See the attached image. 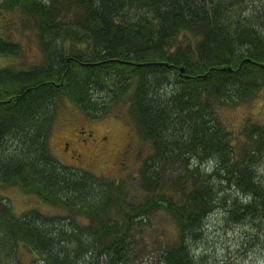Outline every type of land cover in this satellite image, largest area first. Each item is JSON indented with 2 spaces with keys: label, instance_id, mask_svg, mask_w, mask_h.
<instances>
[{
  "label": "trees",
  "instance_id": "obj_1",
  "mask_svg": "<svg viewBox=\"0 0 264 264\" xmlns=\"http://www.w3.org/2000/svg\"><path fill=\"white\" fill-rule=\"evenodd\" d=\"M254 1L255 9L249 0L1 2V9L32 20L44 60L31 68L0 67V189L18 187L86 217L90 228L82 230L92 239L88 246L50 218L35 211L18 218L6 207L0 250L24 245L48 254V264H71V252L54 256L66 241L81 245L74 251L82 262V252L100 248L98 264H130L132 235L162 210L178 229L163 264H196L194 241L218 209L235 206L236 223L264 227V182L251 167L264 154V130L252 129L251 142L238 152L217 113L264 90V0ZM187 34L197 38L194 46L182 44ZM20 50L0 37V57H18ZM61 100L93 119L129 104L142 138L154 147L144 202L130 205L121 182L96 181L57 162L50 139ZM223 186L237 189L242 200L227 206Z\"/></svg>",
  "mask_w": 264,
  "mask_h": 264
},
{
  "label": "rangeland",
  "instance_id": "obj_2",
  "mask_svg": "<svg viewBox=\"0 0 264 264\" xmlns=\"http://www.w3.org/2000/svg\"><path fill=\"white\" fill-rule=\"evenodd\" d=\"M3 1L0 0V3ZM249 5L255 9L258 1L249 0ZM0 37L18 44L21 49L18 57H0V67L13 65L31 68L43 63L42 46L32 20L17 11L0 8ZM181 37L182 44L194 46L197 43L194 35ZM217 113L232 137L235 150L239 152L242 146L247 147V143L251 142L248 134L252 129L264 130V90L249 102L235 107H219ZM82 127L85 131L92 132L91 138L96 143L92 144L87 134H80ZM251 134L254 135L255 132ZM127 135L133 138L134 151L124 158L118 156V151L124 143L130 142ZM104 137L106 139L101 140ZM50 143L52 154L61 166L80 173H89L96 181L102 179L121 182L128 195V204L144 202L150 195L151 188L144 177L149 171H153L145 166L149 165L146 162L154 156V147L142 138L130 115L129 104L118 103L110 109L107 116L93 119L69 102L61 100L57 103ZM72 150L82 151L87 159L79 162L74 160L71 158ZM256 160L251 167L264 182V154H256ZM205 167L203 166L204 170ZM170 174L171 179L176 181L175 172ZM223 187L221 197L229 200L227 206H231L230 200H242L243 197L237 189ZM0 196V215L6 207L18 218L35 211L42 218H50L58 228L75 231L84 244L91 242L92 236L82 230L90 228L86 217L73 216L64 209L48 205L35 196L24 194L18 187H1ZM237 214L238 208L231 206L227 209L220 208L207 216L201 233L193 244L196 264H264V227H260L257 221L236 223L234 218H237ZM177 234V226L170 215L162 210L153 213L142 221L135 230V235L131 237L130 264H161L163 252L177 240ZM80 246L76 243L67 244L65 241L62 245L64 249H58L54 256L62 259L67 252H71V264H98L96 260L100 248L82 252L81 255L86 254L82 262V258L79 259L74 251ZM13 249L2 246L0 264H48L44 260L48 254H32L24 245H18L14 251Z\"/></svg>",
  "mask_w": 264,
  "mask_h": 264
},
{
  "label": "flooded vegetation",
  "instance_id": "obj_3",
  "mask_svg": "<svg viewBox=\"0 0 264 264\" xmlns=\"http://www.w3.org/2000/svg\"><path fill=\"white\" fill-rule=\"evenodd\" d=\"M80 134H87V138H90V141L92 144L96 143V140L91 138L92 132L91 131H85L84 128L82 127V130L80 131ZM129 138L130 142H126L124 143L123 147H121L118 151V156H122V157H126L127 155H129V153H131L132 151H134V144H133V138L131 139V135H127ZM106 137L102 138L101 140H105ZM68 146V144H67ZM67 148V147H66ZM67 150V149H66ZM128 157V156H127ZM74 160L78 161L81 160H86L87 156L81 151L79 150H72V157Z\"/></svg>",
  "mask_w": 264,
  "mask_h": 264
},
{
  "label": "bare ground",
  "instance_id": "obj_4",
  "mask_svg": "<svg viewBox=\"0 0 264 264\" xmlns=\"http://www.w3.org/2000/svg\"><path fill=\"white\" fill-rule=\"evenodd\" d=\"M165 65H167V64H165ZM181 69V67L179 68V70ZM238 104L237 103H233V104H231L230 106H228V107H235V106H237ZM69 231H71V230H69ZM88 245V244H87ZM89 246V245H88ZM85 253V252H84ZM160 262H161V264H163V259L162 258H160Z\"/></svg>",
  "mask_w": 264,
  "mask_h": 264
},
{
  "label": "water",
  "instance_id": "obj_5",
  "mask_svg": "<svg viewBox=\"0 0 264 264\" xmlns=\"http://www.w3.org/2000/svg\"><path fill=\"white\" fill-rule=\"evenodd\" d=\"M229 70H231V68H229ZM180 71H181V73H180V75L182 74V72H183V68H181L180 69ZM188 78V77H187Z\"/></svg>",
  "mask_w": 264,
  "mask_h": 264
}]
</instances>
